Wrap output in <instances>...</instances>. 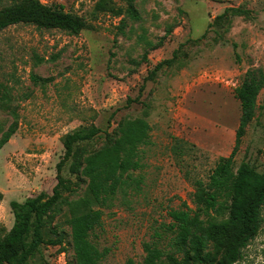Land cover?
I'll return each instance as SVG.
<instances>
[{
  "label": "rangeland",
  "instance_id": "rangeland-1",
  "mask_svg": "<svg viewBox=\"0 0 264 264\" xmlns=\"http://www.w3.org/2000/svg\"><path fill=\"white\" fill-rule=\"evenodd\" d=\"M17 1L0 0V9ZM40 1L63 5L85 27L78 34L22 23L0 30V83L13 97L0 104V136L12 122L9 111L17 114L15 132L0 148V236L13 223L11 200L51 193L65 133L90 124L102 130L81 143L85 157L108 147L121 122L140 117L150 126L141 167L101 208L89 236L105 252L99 264L140 262L142 242L169 223L170 208L185 201L195 209L194 181H206L233 147L240 115L233 90L247 69L264 73V0ZM130 5L136 20L126 12ZM256 105L235 167L244 161L263 171L264 83ZM62 174L74 182L65 201L87 195L88 177L71 174L68 163ZM227 204L211 218H225ZM69 212L63 203L52 223L64 231V244L42 246L30 264H75ZM235 264H264V205L258 232Z\"/></svg>",
  "mask_w": 264,
  "mask_h": 264
},
{
  "label": "trees",
  "instance_id": "trees-1",
  "mask_svg": "<svg viewBox=\"0 0 264 264\" xmlns=\"http://www.w3.org/2000/svg\"><path fill=\"white\" fill-rule=\"evenodd\" d=\"M229 10L242 12L238 8ZM126 12L132 20L139 18L132 5ZM20 23L60 29L71 34H78L85 27L82 17L65 10L58 3L18 0L0 9V30ZM162 64L157 63L154 70ZM263 83L262 69L249 68L234 88V98L240 105L234 144L228 155L217 160L206 181H194L195 209L185 201L179 208H170L167 212L169 223H161L154 229L153 238L142 242L145 253L142 261L128 258L124 264H235L239 260L242 248L255 237L260 227L264 170L257 171L244 161L235 167V154L257 108L256 99ZM138 100V97L134 99L135 102ZM12 102L9 89L0 83V104L10 105ZM126 102H131V99L128 97ZM9 112L12 122L0 136V148L15 132L17 114L14 109ZM149 130L144 118L126 119L119 124L118 134L108 147L85 157L81 143L99 135L102 130L90 124L65 133L61 137L64 151L55 166L56 182L51 193H39L21 202H9L13 223L0 236V264H30V259L42 246L64 244V231L52 225L63 203L70 211L75 264H99L105 252L100 251L89 236L100 224L101 208L112 205L116 193L128 183L130 171L141 167L139 147L149 144ZM103 134L108 135L106 131ZM66 163L71 174L82 173L89 178L86 196L65 201L64 193L74 189V182L62 174ZM224 200H228L227 216L220 220L212 219L210 211L220 213ZM202 215L207 218L203 219ZM163 239L165 243L160 245Z\"/></svg>",
  "mask_w": 264,
  "mask_h": 264
}]
</instances>
